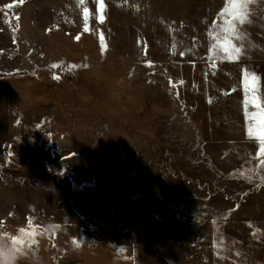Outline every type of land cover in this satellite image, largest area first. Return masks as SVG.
Masks as SVG:
<instances>
[{
  "label": "rangeland",
  "instance_id": "obj_1",
  "mask_svg": "<svg viewBox=\"0 0 264 264\" xmlns=\"http://www.w3.org/2000/svg\"><path fill=\"white\" fill-rule=\"evenodd\" d=\"M227 2L0 0V264H264V0Z\"/></svg>",
  "mask_w": 264,
  "mask_h": 264
},
{
  "label": "snow or ice",
  "instance_id": "obj_2",
  "mask_svg": "<svg viewBox=\"0 0 264 264\" xmlns=\"http://www.w3.org/2000/svg\"><path fill=\"white\" fill-rule=\"evenodd\" d=\"M252 2L253 0H228L227 6L224 8L221 15H230L233 20H238L240 24H243L247 19L248 8ZM232 30L235 32L234 26ZM234 51L239 53L240 49L235 48ZM253 79L255 78L253 77ZM257 107H259V105H257ZM261 153L264 154V136L261 137ZM29 224L31 225V221H29ZM20 232L23 233L24 229H20Z\"/></svg>",
  "mask_w": 264,
  "mask_h": 264
}]
</instances>
